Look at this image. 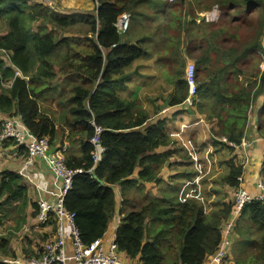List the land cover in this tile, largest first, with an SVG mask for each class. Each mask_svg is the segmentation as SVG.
<instances>
[{"label":"trees","instance_id":"1","mask_svg":"<svg viewBox=\"0 0 264 264\" xmlns=\"http://www.w3.org/2000/svg\"><path fill=\"white\" fill-rule=\"evenodd\" d=\"M91 2L92 11L56 14L45 6L44 0H0V24L7 28L0 33V113L20 119L31 134L49 139L53 147L63 146L66 139L69 145L66 167L82 173L74 177L64 207L75 215L74 223L85 247L102 240L115 219V187L119 186L122 218L115 245L120 257L122 254L128 260L127 264H207L219 249L226 223L233 217L234 204H224L221 210L208 214L203 205L191 200L179 205L159 203L147 196L143 187L133 183L131 177L137 170L141 181L158 182L162 167L177 154L175 149L154 154L160 148L170 147L165 121L150 123L138 101L120 99L114 92L115 86H125L130 78L124 76V70L139 59L149 58L146 45L159 38L154 34L149 39L138 38L135 45L123 42L129 36L131 25L121 35L118 21L125 15H137L141 0ZM194 2L199 6L208 4L203 8L206 11L218 5L224 20L244 8L247 17H252L250 14L259 17V35L264 40V0ZM179 12L178 5L170 10L169 33L162 38L161 48L180 45L183 26ZM195 22V19L188 22L183 32L191 54L204 51L196 64L195 80L198 81L200 72H209V76L197 86L200 100L194 106L214 125L213 135L222 138L230 154L236 155L259 100L262 104L256 113L258 132L264 138V77L252 83L251 79L241 80L243 68L253 55L264 53V41H242L236 35L229 36L224 27L217 31V26H199ZM236 23H240L239 16L230 21L231 25ZM221 32L227 34L226 39L218 38ZM219 40L223 44L230 40L235 43L226 57V65L209 71L212 49ZM6 56L10 66L6 65ZM60 76H68L73 82L65 101L69 116L57 128L40 104L54 96ZM184 84L185 92L170 107L185 102L188 89L186 81ZM93 123L104 131L101 142L106 148L94 170V148L90 143L95 135ZM235 159L229 163L230 172L223 183L237 190L242 184L244 167ZM260 177L264 183V159ZM27 199L22 176L13 172L0 174V208ZM33 207L37 215L38 206ZM240 224L245 227L244 231L239 230ZM48 226L56 229V221L51 220ZM235 229L240 239L232 255L233 262L230 263L229 254L224 263L264 264V202L246 205ZM40 249L36 254H26V260L42 257L44 246ZM0 252L15 257L9 253L7 239L0 238ZM0 264L9 263L0 260Z\"/></svg>","mask_w":264,"mask_h":264},{"label":"crops","instance_id":"2","mask_svg":"<svg viewBox=\"0 0 264 264\" xmlns=\"http://www.w3.org/2000/svg\"><path fill=\"white\" fill-rule=\"evenodd\" d=\"M90 2V0H88ZM141 5L139 7V11L137 15H134L131 22L130 33L128 37L123 39L124 43L134 44L137 39L143 35L145 32V26L147 24L149 18L152 20V15L149 14V11L146 10L151 7L148 5L147 0H141ZM91 4V3H90ZM93 6V4H91ZM158 8V7H157ZM83 10V9H81ZM153 13H156L157 9L150 8ZM80 11V10H79ZM89 11V10H83ZM157 28L153 29L156 30ZM147 34V33H146ZM130 69L124 70V73L129 76L128 82L125 84L127 87L130 85L137 74L135 72L129 73ZM138 80V79H136ZM72 78L68 76L59 77V84L54 88V96L48 100L41 102L40 107L43 113L49 116V118L54 122L56 127H62L68 116L69 109L66 105V98L68 95V91L70 86L72 85ZM122 99V97L119 96ZM262 100L258 101V106H261ZM188 106L184 103L178 106L170 107L166 110H163L165 114L170 115L169 112L176 113L175 116L163 117L159 119L160 121H165V130L169 137L172 138V141L175 143L177 147L179 145H184V148L189 152L190 157L187 159L189 161L184 162L178 159L182 156V152L179 149H175L177 154H175L161 169L159 172V181L158 182H143L139 179L138 174L140 170H137L135 174L131 177L133 179V183L137 184L140 187L145 189V193L147 196L156 199L159 203L169 204V205H179L184 203L185 201L191 200L199 203L198 194L195 198H192V192L199 188V183L195 182L196 177H193V165L194 163L191 160V147H190V139L189 137L193 135H198V142H204L206 147L211 142V146L213 140H217L218 144H221L225 147L226 143H223L221 139L212 135V130L210 129L213 124L208 123L207 126L200 123L201 116H194L186 114L185 108ZM191 109V108H187ZM187 112V111H186ZM172 115V114H171ZM191 116L192 120H198L194 125V130L192 133L186 132L188 130L186 126L187 116ZM4 116L0 113V119ZM168 117L170 119H168ZM166 118V119H165ZM158 120V121H159ZM150 123L151 119L149 120ZM258 116L257 114L252 118L250 116L249 127L246 131L244 143L239 147L237 154L232 155L225 147L224 149L229 152L230 159H228V163L226 165V173L225 176L222 177V180L226 178L230 172L229 163L232 159H235L236 163L242 165L244 167V175L242 184L240 187L248 191L251 195L257 196L258 189L257 183L261 181L260 173L262 170V163L264 159V138L258 132ZM206 127V128H203ZM207 131V132H205ZM66 135V134H65ZM62 142V137L61 141ZM65 142V140H64ZM67 144V143H66ZM198 144V143H197ZM210 146V151L212 148ZM202 147V148H206ZM69 148V145H68ZM180 148V147H179ZM174 150V148L164 147L155 151L154 154H164L167 151ZM72 149H69V154H71ZM216 149L213 148V155H215ZM68 154V155H69ZM176 158L178 160H176ZM217 159V158H216ZM246 160L249 161L246 164ZM218 163V160H216ZM201 166V164H200ZM0 174L3 172H13L16 173L23 178L24 187L28 191V199L21 200L20 202L13 203L15 209H18L20 216L24 222V226L22 231L25 234H28L30 237L24 246L26 250H21L19 247L11 245L9 241V253L14 254L13 256H5L0 252V260L3 262H13L15 264H21L26 260V254L33 255L38 253L41 249L40 247L45 246L48 242L52 241L55 237L56 229L49 226H39L37 221V209L33 207V205L38 206V204L42 201H46L52 204L55 201V195L58 192V188L60 187L59 181L54 176L53 172L48 168L46 163H44L41 159L31 157L25 149L19 148L18 146L9 143L8 146L0 147ZM224 173V169H223ZM219 180V178H210L204 182V189L206 191V202L208 197V202L206 206L203 207L208 214L214 213L218 210H221L224 204L229 203V199L226 197V194L232 195L235 192L234 189L226 186L223 182H219L220 184H216L215 181ZM117 197L116 204L117 210H121L122 206V191L121 187H115ZM224 202V203H223ZM223 203V204H222ZM220 204V205H218ZM218 205V206H217ZM4 206V205H3ZM8 206V205H7ZM39 207V206H38ZM1 209V208H0ZM121 214L117 215L115 219L110 223L107 233L102 239L104 243H106L105 247L108 248L115 239L116 232L118 227L120 226ZM21 238V240H23ZM41 241H43L42 244ZM234 243V240H233ZM40 244V246L38 245ZM67 249L68 251L72 250V244L70 237L67 238ZM233 245L231 249L228 251V254L233 250ZM44 253V251H43ZM233 255V254H232ZM229 258V256H228ZM121 259L127 263V259L125 256L121 254ZM210 261V260H209ZM232 258L230 259V263H232ZM136 264V263H133ZM208 264V262H207ZM225 264V263H224Z\"/></svg>","mask_w":264,"mask_h":264},{"label":"rangeland","instance_id":"3","mask_svg":"<svg viewBox=\"0 0 264 264\" xmlns=\"http://www.w3.org/2000/svg\"><path fill=\"white\" fill-rule=\"evenodd\" d=\"M45 6L50 8L51 11L54 13L59 12H67V11H83V10H89L92 11L94 9V5L90 0H44ZM91 3V4H90ZM149 9L146 11H149V14L152 15V20L149 18L148 26L146 24L145 26V32L142 36L139 37V40L141 38H147L149 39L150 36L154 35L159 39H154L152 42H149L148 45H146V48L150 51V57L146 59H139L137 60L133 65L130 67H127L125 70L130 69L128 72L137 74L135 76L136 79L133 80V82L128 85V87L125 86H115V94L119 97H122L123 100L127 101H138V103L141 105V107L147 112L149 116V120L151 119V122H156L159 119H162L163 117H166L168 115L162 112L163 110H166L170 108V103L175 100L179 99L182 95V93L185 92V81H186V70L190 65L195 66V71L197 69V62L200 60V58L203 55V52L193 53L189 52V42L187 41V38L184 36V29L188 27V22L195 19L196 25H212V28L218 27L217 31L221 27H224L228 35H236L239 39L242 41H250L251 39H258L262 43L263 36L261 38V22L259 21V17L253 16L247 17V12L244 10H240L239 14H232L229 15L230 17L224 20L222 18V14L220 11V7L218 5H214L211 9H203L204 6H207L208 4H204V6H199L194 2V0H173V2H170V0H147ZM179 6L180 12L178 13V17L182 18V26L181 27L182 33L180 35V45L167 48V46L161 48L163 44L162 38H164L169 33V14L170 10L173 6ZM181 6V8H180ZM158 7V8H157ZM150 8L157 9L156 13H153L154 11H151ZM83 9V10H81ZM57 10H60L57 12ZM213 15V16H212ZM239 16L240 17V23H236L234 25L230 24L231 19L234 17ZM132 20V19H131ZM200 22V23H198ZM0 33H4L7 31V28L0 24ZM157 28L156 30H153ZM207 31L210 32L207 28ZM214 31V30H213ZM72 33H74L72 31ZM147 33V34H146ZM174 38H177V33H175ZM220 39H226L227 34L225 32H221L219 37ZM262 39V40H261ZM264 41V40H263ZM159 43V44H158ZM197 45L200 46L201 41L200 38H197L196 40ZM233 43H235L233 40H230L228 44H223L222 41H216L214 43L215 48L212 49L214 54L211 56L212 64L209 71H212L216 68H221L224 65H226L227 60L226 57L229 53V50L233 47ZM160 49V50H159ZM168 49V50H167ZM166 52V53H165ZM164 60V61H163ZM264 66V53L259 52V54L253 55L250 62L247 64L246 67L243 68L244 75H241V80L251 79V83L254 81H260L262 77H264V69L262 68ZM124 76L127 74L123 73ZM209 72L207 73H199L198 76V83L196 82V85L198 86L202 79H208ZM182 81L183 84L179 85L178 82ZM188 93V91H187ZM188 95V94H187ZM187 98V97H186ZM121 99V98H120ZM199 95H197L195 99V103L199 102ZM183 104V103H182ZM260 106H258V101L256 106H254L253 111L250 116L252 118L258 113V110ZM191 108V109H187ZM185 108L186 114H192L194 116H201L200 123L204 124V126L208 123H210L207 120L206 115H201L197 112L196 107H187ZM187 111V112H186ZM169 117H172L176 115V113L169 112ZM172 114V115H171ZM187 116V115H186ZM168 117V119H170ZM186 126L188 130L186 132L192 133L191 131L194 130V123H196L198 120H192L191 116H187ZM166 119V118H165ZM160 121V120H159ZM212 130V135L214 131V125L210 126ZM258 127V124H257ZM206 128V127H203ZM207 132V131H205ZM190 139V151H191V160L193 165V177H196L195 182L199 183V188L195 189L192 192V198H195L198 194L199 197V205L205 204L206 202V191L204 189V182L207 179L212 178H219V180L215 181L216 184H220L223 182L222 177L225 176L226 173V165L229 162L228 159H230L229 152L226 151L223 145L216 144L217 140H213L212 146L211 142L207 145H205L204 142H198V135H193ZM222 140L223 143H226L222 138H219ZM65 140V144L66 139ZM170 146L174 149H179L182 152V156L179 157L181 161L187 162L189 161L187 157L189 155V152L186 148H184V145H179L177 147L175 143L172 141V138L170 137ZM198 143V144H197ZM68 147V144H66ZM210 146L212 148V151H210ZM206 147V148H202ZM213 148L216 149L215 155H213ZM217 158V159H216ZM176 158V160H178ZM218 160V163L216 162ZM249 161L246 160V164H248ZM201 164V166H200ZM1 169V168H0ZM224 169V173H223ZM220 182V183H219ZM242 188V187H241ZM239 189V188H238ZM237 189V190H238ZM145 190V189H144ZM236 190L232 195L226 194V197L229 199V203L234 204V196H235ZM146 194V193H145ZM136 200V197L134 198ZM196 202V201H195ZM208 202V197H207ZM206 202V206H207ZM209 203V202H208ZM224 203V202H223ZM222 203V204H223ZM220 205V204H218ZM217 205V206H218ZM119 210L116 212V216L119 215ZM0 218L1 222L0 224L3 226V236L1 239H7L11 242V245L19 247L21 250H26V247L24 246V243H26L29 239V235L21 232L22 228L24 226V222L22 220V217L20 216V213L18 212V209H15L14 204H9L8 206H2L0 209ZM244 223V222H243ZM239 230L244 231L245 227L240 224ZM21 240V238H23ZM240 239V235L238 232V229H235L233 240L234 243L232 244L233 247H237L238 241ZM43 241H41L40 244H42ZM40 244H38L40 246ZM236 253V252H235ZM247 253H255V252H246ZM233 250L230 253V257L233 260L232 257ZM236 258V256H235ZM230 264V263H228Z\"/></svg>","mask_w":264,"mask_h":264},{"label":"built area","instance_id":"4","mask_svg":"<svg viewBox=\"0 0 264 264\" xmlns=\"http://www.w3.org/2000/svg\"><path fill=\"white\" fill-rule=\"evenodd\" d=\"M170 2H173V0H170ZM131 19V15H125L118 21L117 29L121 35L126 34L129 30ZM3 54L6 55L5 52ZM6 65L10 66L8 56H6ZM262 68L264 69V66ZM186 74L188 95L184 104L188 107H193L198 95V87L195 80V66L190 65L186 70ZM17 75H20V73H17ZM0 121V147H3L7 143H13L19 148L25 149L31 157L41 159L46 163L60 183L58 192L55 195V201L52 204L46 201L38 204V225L48 226L51 220H55V237L44 246L42 257L25 260L21 264H127L121 259L115 241L108 248L105 247L106 243L103 240L97 241L91 247H85L74 223L75 215L65 209L64 201L72 187L73 179L78 173H82V171H71L67 169V145L64 143L63 146H51L49 139H40L31 134L20 119L3 117ZM92 125L95 127V135L90 141L94 148L92 155L94 170L101 161L106 148L101 142V136L104 131L96 127L94 123ZM89 173H92V170ZM256 186L258 189L257 196L251 195L241 187L236 190L233 217L226 223L219 249L211 257L208 264H224V261L229 256L228 251L233 244L236 224L245 206L253 201L264 202V183L259 181ZM2 236L3 226L0 224V238ZM68 237H70L72 244L71 251L67 249L66 242ZM5 263L15 264L13 262Z\"/></svg>","mask_w":264,"mask_h":264}]
</instances>
